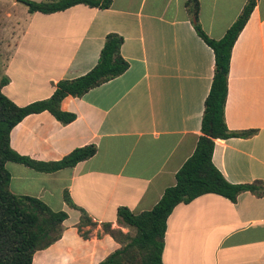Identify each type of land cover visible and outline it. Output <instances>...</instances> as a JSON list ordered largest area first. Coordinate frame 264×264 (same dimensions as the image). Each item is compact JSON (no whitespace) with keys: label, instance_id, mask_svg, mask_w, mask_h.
<instances>
[{"label":"crops","instance_id":"1","mask_svg":"<svg viewBox=\"0 0 264 264\" xmlns=\"http://www.w3.org/2000/svg\"><path fill=\"white\" fill-rule=\"evenodd\" d=\"M193 0H112L109 9L77 5L30 14L6 68L2 92L23 107L50 98L61 80L77 79L98 62L108 34L124 38L129 63L118 78L61 104L75 120L49 112L26 117L10 134L11 148L37 161H58L95 144L91 159L55 173L8 163L10 191L64 211L62 238L37 251L32 264H99L121 245L104 231H130L118 210H152L195 152L215 68L213 50L197 34L185 3ZM199 22L224 37L248 0H197ZM225 120L248 139L217 140L213 163L232 184L264 182V0L232 51ZM68 192L75 206L66 203ZM82 210L95 226L80 228ZM163 264H264V196L236 202L206 194L178 205L167 221Z\"/></svg>","mask_w":264,"mask_h":264},{"label":"trees","instance_id":"2","mask_svg":"<svg viewBox=\"0 0 264 264\" xmlns=\"http://www.w3.org/2000/svg\"><path fill=\"white\" fill-rule=\"evenodd\" d=\"M24 4L31 14H53L77 5L96 9H109L112 0H15ZM257 0H248L237 20L223 38H210L199 22L200 4L197 0L188 1L185 7L191 16L193 26L200 38L213 50L215 68L212 86L205 100L201 120V135L193 155L176 174V184L165 190L162 198L150 211L132 213L128 208L118 210V219L129 232L112 229L110 224L103 226L121 247L99 264H163L164 239L167 221L173 210L180 204L190 203L206 194L221 195L232 202L246 192L264 196V182L232 184L226 180L213 163L217 140L231 138L248 139L257 131H231L225 120V107L228 98V76L232 51L244 30ZM124 38L116 33L108 34L94 68L85 75L73 80H61L53 95L45 100L20 107L3 92L7 79L0 83V264H32L37 251L47 249L62 238L64 222L68 214L54 211L45 202L30 196H18L10 191L11 174L8 163L23 164L39 173H55L73 168L77 164L94 157L98 151L95 144L80 147L58 161H37L18 154L11 148L10 134L15 126L26 117L49 112L62 124H70L74 114L64 112L63 100L69 96L80 98L90 90L123 75L129 63L121 54ZM65 201L75 206L69 193H64ZM80 228L95 226L91 218L82 210ZM134 230V234L132 231Z\"/></svg>","mask_w":264,"mask_h":264},{"label":"rangeland","instance_id":"3","mask_svg":"<svg viewBox=\"0 0 264 264\" xmlns=\"http://www.w3.org/2000/svg\"><path fill=\"white\" fill-rule=\"evenodd\" d=\"M48 2L47 0H33ZM28 8L15 0H0V83L7 78L9 62L17 45H22L29 20ZM134 230L132 234H134Z\"/></svg>","mask_w":264,"mask_h":264}]
</instances>
